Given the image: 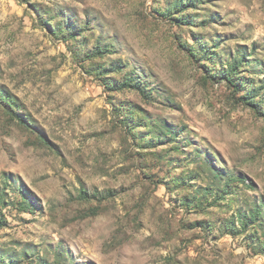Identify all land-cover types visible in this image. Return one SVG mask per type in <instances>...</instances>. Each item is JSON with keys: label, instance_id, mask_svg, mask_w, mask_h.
<instances>
[{"label": "rangeland", "instance_id": "374dc122", "mask_svg": "<svg viewBox=\"0 0 264 264\" xmlns=\"http://www.w3.org/2000/svg\"><path fill=\"white\" fill-rule=\"evenodd\" d=\"M0 264H264V0H0Z\"/></svg>", "mask_w": 264, "mask_h": 264}, {"label": "trees", "instance_id": "16d2710c", "mask_svg": "<svg viewBox=\"0 0 264 264\" xmlns=\"http://www.w3.org/2000/svg\"><path fill=\"white\" fill-rule=\"evenodd\" d=\"M1 226V225H0Z\"/></svg>", "mask_w": 264, "mask_h": 264}]
</instances>
